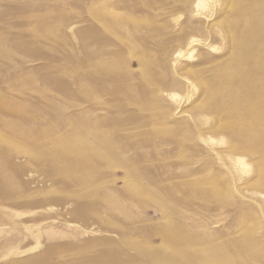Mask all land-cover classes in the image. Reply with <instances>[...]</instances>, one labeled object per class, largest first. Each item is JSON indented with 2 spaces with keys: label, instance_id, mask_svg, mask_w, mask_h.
<instances>
[{
  "label": "rangeland",
  "instance_id": "1",
  "mask_svg": "<svg viewBox=\"0 0 264 264\" xmlns=\"http://www.w3.org/2000/svg\"><path fill=\"white\" fill-rule=\"evenodd\" d=\"M262 21L0 0V264H264Z\"/></svg>",
  "mask_w": 264,
  "mask_h": 264
},
{
  "label": "bare ground",
  "instance_id": "2",
  "mask_svg": "<svg viewBox=\"0 0 264 264\" xmlns=\"http://www.w3.org/2000/svg\"><path fill=\"white\" fill-rule=\"evenodd\" d=\"M244 20V19H243ZM262 23L264 24V22L262 21ZM262 23H260L262 25ZM246 74V72H245ZM243 80V79H242ZM245 94V93H244ZM250 118V117H249ZM252 118V117H251ZM257 131V130H256ZM257 137V136H256ZM258 138V137H257ZM264 139V138H263ZM262 144V143H261ZM262 175V174H261ZM263 178V177H262Z\"/></svg>",
  "mask_w": 264,
  "mask_h": 264
}]
</instances>
